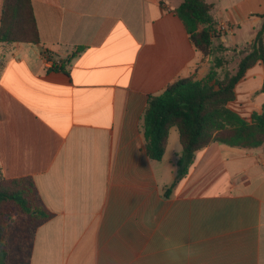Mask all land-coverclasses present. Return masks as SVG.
Returning <instances> with one entry per match:
<instances>
[{"label":"crops","instance_id":"0c3cea01","mask_svg":"<svg viewBox=\"0 0 264 264\" xmlns=\"http://www.w3.org/2000/svg\"><path fill=\"white\" fill-rule=\"evenodd\" d=\"M183 1L31 0L40 43H0V172L31 178L52 215L16 248L10 227L0 264H264L263 146L212 142L179 180L176 127L161 161L147 155L148 97L211 66L174 13ZM206 2L227 49L264 23V0ZM263 81L258 62L229 108L260 113Z\"/></svg>","mask_w":264,"mask_h":264},{"label":"trees","instance_id":"16d2710c","mask_svg":"<svg viewBox=\"0 0 264 264\" xmlns=\"http://www.w3.org/2000/svg\"><path fill=\"white\" fill-rule=\"evenodd\" d=\"M213 8L206 0H184L174 11L184 23L190 42L206 59L214 52L228 50L220 44L214 48L217 24ZM0 43H40L31 0H3ZM81 50L79 47L67 62ZM245 52L235 74L225 72L220 79L222 58L216 57L204 79H179L162 93L148 97L142 116L147 155L152 161H161L169 132L176 127L182 146L176 162L178 180L187 176L195 154L212 142L244 150L264 147V104L261 112L252 114L249 121L228 106L235 100V88L248 69L258 62L264 67V23ZM261 90L264 92V81ZM174 184L166 193L171 192ZM19 215L25 217L23 220L32 229L52 216L41 205L31 178L5 180L0 172V253L5 252L9 226Z\"/></svg>","mask_w":264,"mask_h":264},{"label":"rangeland","instance_id":"374dc122","mask_svg":"<svg viewBox=\"0 0 264 264\" xmlns=\"http://www.w3.org/2000/svg\"><path fill=\"white\" fill-rule=\"evenodd\" d=\"M208 1V0H207ZM236 33V38L238 40V42L236 43L237 46L235 45H231V47L227 50V54H224L225 52H214V54L210 55L208 60L210 61V64L214 62V59L216 57H221L222 58V68L218 71L219 75L218 77L221 79L223 78L225 72H230L231 74H235L237 69H238V64L239 61L241 60V58L246 54V49H247V44L244 43L245 38H246V34L248 33V31L246 29H242L239 30L238 28H236L235 30ZM217 45H219V43L214 42V48L217 47ZM222 45V44H220ZM240 49L239 51H237L236 49ZM249 79H252V76H249ZM240 91V90H238ZM239 93V92H238ZM240 94V93H239ZM18 219L15 220V222H13L12 224H10L9 228L12 227V229H10V234H9V238H8V242L10 243V245H12V248H16V246L18 245V241L19 239H23L21 236L22 234H25V236H28L30 238L31 235V230L29 229L27 223L25 222V220H23L24 218H22V216H17ZM27 218V217H26ZM22 221H24V223H22ZM20 225H22L23 227H25L26 229H21L20 230ZM29 230H28V229ZM28 242L25 241V245L23 246L25 254L27 251V246ZM13 255V253H12ZM3 258L0 259V261ZM16 257H12V260L10 261L9 264H17L16 263Z\"/></svg>","mask_w":264,"mask_h":264},{"label":"built area","instance_id":"2783aa9c","mask_svg":"<svg viewBox=\"0 0 264 264\" xmlns=\"http://www.w3.org/2000/svg\"><path fill=\"white\" fill-rule=\"evenodd\" d=\"M227 30H228L227 25H225V24H220V25H219V29H218L217 31H219V32H225V31H227Z\"/></svg>","mask_w":264,"mask_h":264}]
</instances>
